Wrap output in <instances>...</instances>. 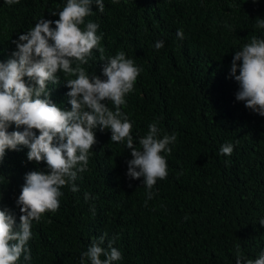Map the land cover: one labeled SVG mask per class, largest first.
Listing matches in <instances>:
<instances>
[{
  "label": "trees",
  "instance_id": "obj_1",
  "mask_svg": "<svg viewBox=\"0 0 264 264\" xmlns=\"http://www.w3.org/2000/svg\"><path fill=\"white\" fill-rule=\"evenodd\" d=\"M65 4L19 0L8 5L0 0V61L15 50L12 41L19 34L42 17L59 19L50 13ZM104 4L101 13L93 3L86 22L99 25L105 57L123 51L142 68L122 111L136 138L153 122L162 134L176 133L171 154L162 153L168 176L157 180L148 199L143 178L126 175L130 150L111 142L110 130L95 129L88 171L75 181L79 191L61 189L59 209L33 222L31 260L22 255L17 264H81L92 239L105 232L108 239L117 237L113 246L123 256L114 264H236L237 244L245 257L256 259L264 251V226L259 223L264 218V116L236 99L239 85L229 74L235 51L253 35L264 38V29L255 27L257 19H264V0ZM177 29L184 39L177 38ZM160 40L164 47L157 51L154 45ZM99 56L94 49L83 67L103 79ZM58 75L61 82L49 85L50 98L70 110L69 89L63 74ZM8 130L17 129L13 124ZM225 143L233 144L231 156L220 154ZM28 150H6L0 163V208L11 209L17 224L16 199L25 174L47 171L46 162L28 161ZM86 192L92 197L88 201Z\"/></svg>",
  "mask_w": 264,
  "mask_h": 264
},
{
  "label": "clouds",
  "instance_id": "obj_2",
  "mask_svg": "<svg viewBox=\"0 0 264 264\" xmlns=\"http://www.w3.org/2000/svg\"><path fill=\"white\" fill-rule=\"evenodd\" d=\"M5 3L13 5L19 0ZM93 3L99 12H104V0H66L62 10L50 13L59 19L40 18L33 28L12 41L15 50L7 60L0 61V163L6 150L27 147L28 161H43L47 165V171L25 174V183L16 199L19 224L11 209L0 208V264H17L22 255L26 261L31 260L28 242L33 222L39 223L46 212L55 213L59 209L63 187H70L73 193L79 191L75 181L88 171L89 154L97 143L95 129L110 130L111 142L124 144L130 150L132 158L127 161L126 175L131 179L143 178L148 199L153 196L157 180L168 176L166 156L162 153L171 154L170 145L176 142L177 135L162 134L157 122H153L145 135L134 137L133 125L122 106L126 107L125 97L134 90L142 68L123 51L105 57L101 46L103 34H97L99 25L91 20L86 22V17L93 15ZM255 27L264 29V19H257ZM176 36L185 38L182 29H177ZM154 47L159 51L164 41H157ZM94 49L104 62L103 79L97 74L90 76L83 67L89 63ZM58 73L63 74L69 89L66 95L70 110L50 98L49 85L61 82ZM229 75L239 85L236 99L264 116V38L253 35L250 42L235 51ZM57 102L62 105L58 98ZM13 124L17 130L9 131ZM21 126L23 130H19ZM232 153L233 144L221 145L220 154ZM84 198L88 201L92 197L86 192ZM259 223L264 226V218ZM115 239H108L106 232L94 237L81 254V264H114L122 260L121 251L113 246ZM235 261L264 264V251L256 259H250L237 244Z\"/></svg>",
  "mask_w": 264,
  "mask_h": 264
}]
</instances>
